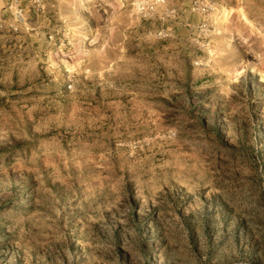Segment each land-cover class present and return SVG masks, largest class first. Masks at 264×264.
Listing matches in <instances>:
<instances>
[{"label":"rangeland","instance_id":"obj_1","mask_svg":"<svg viewBox=\"0 0 264 264\" xmlns=\"http://www.w3.org/2000/svg\"><path fill=\"white\" fill-rule=\"evenodd\" d=\"M16 2L0 264H264V0Z\"/></svg>","mask_w":264,"mask_h":264},{"label":"bare ground","instance_id":"obj_2","mask_svg":"<svg viewBox=\"0 0 264 264\" xmlns=\"http://www.w3.org/2000/svg\"><path fill=\"white\" fill-rule=\"evenodd\" d=\"M233 14H235L236 17L240 21H244L246 23H250L248 18L246 17V15L244 13V11L240 7H237L235 9L223 7L222 10H221L220 23L221 24H227L229 18L231 17L230 15H233Z\"/></svg>","mask_w":264,"mask_h":264},{"label":"built area","instance_id":"obj_3","mask_svg":"<svg viewBox=\"0 0 264 264\" xmlns=\"http://www.w3.org/2000/svg\"><path fill=\"white\" fill-rule=\"evenodd\" d=\"M38 0H33V2H37ZM14 3H15V7L13 9V16H14V19L15 21L17 22H23L24 21V17H23V9L22 7L18 6L17 5V2L16 0H14Z\"/></svg>","mask_w":264,"mask_h":264}]
</instances>
